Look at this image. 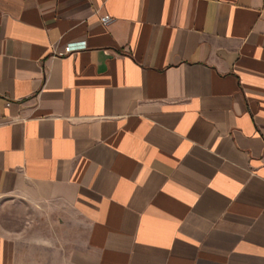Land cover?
Returning a JSON list of instances; mask_svg holds the SVG:
<instances>
[{
	"label": "crops",
	"instance_id": "1",
	"mask_svg": "<svg viewBox=\"0 0 264 264\" xmlns=\"http://www.w3.org/2000/svg\"><path fill=\"white\" fill-rule=\"evenodd\" d=\"M0 264H264V0H0Z\"/></svg>",
	"mask_w": 264,
	"mask_h": 264
},
{
	"label": "built area",
	"instance_id": "2",
	"mask_svg": "<svg viewBox=\"0 0 264 264\" xmlns=\"http://www.w3.org/2000/svg\"><path fill=\"white\" fill-rule=\"evenodd\" d=\"M100 21H101L102 25L106 26L111 22V19L109 17H102ZM85 48H86L85 43H80L79 45L69 43V44L64 46L63 53L61 55H63V56L70 55L74 52L84 50Z\"/></svg>",
	"mask_w": 264,
	"mask_h": 264
}]
</instances>
